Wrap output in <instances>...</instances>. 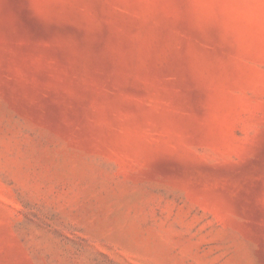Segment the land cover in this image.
Instances as JSON below:
<instances>
[{
  "label": "rangeland",
  "instance_id": "1",
  "mask_svg": "<svg viewBox=\"0 0 264 264\" xmlns=\"http://www.w3.org/2000/svg\"><path fill=\"white\" fill-rule=\"evenodd\" d=\"M0 264H264V0H0Z\"/></svg>",
  "mask_w": 264,
  "mask_h": 264
}]
</instances>
